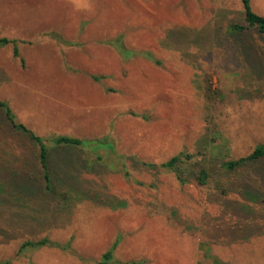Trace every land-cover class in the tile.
I'll use <instances>...</instances> for the list:
<instances>
[{
    "label": "rangeland",
    "instance_id": "rangeland-1",
    "mask_svg": "<svg viewBox=\"0 0 264 264\" xmlns=\"http://www.w3.org/2000/svg\"><path fill=\"white\" fill-rule=\"evenodd\" d=\"M242 22L241 0H0V37L19 50L0 47V101L44 138L115 147L103 162L53 153L50 195L0 108V264H99L116 239L111 264H264V160L220 165L264 143V37L229 41ZM118 36L160 64L122 58ZM182 151L180 183L158 164Z\"/></svg>",
    "mask_w": 264,
    "mask_h": 264
},
{
    "label": "trees",
    "instance_id": "trees-1",
    "mask_svg": "<svg viewBox=\"0 0 264 264\" xmlns=\"http://www.w3.org/2000/svg\"><path fill=\"white\" fill-rule=\"evenodd\" d=\"M242 11L244 15V22L242 23H231L228 27L227 34L229 35L228 40L233 41L238 36H242L243 34L251 31H255L257 35L264 37V16L254 12L250 6V0H241ZM110 40V44L114 45L118 53L122 58H128L132 56H141L153 61L155 64H160V61L153 58L152 54L148 51H140L137 52L132 49H128L123 47L120 43L121 40L119 38ZM7 45L12 46V54L13 57H19V50L16 43V40L9 39L8 37H0V47H4ZM22 61V60H21ZM95 80L98 78L95 76ZM205 95L208 97H216L219 94L218 90H215L211 86H207L204 91ZM0 108L3 110L2 115L7 120V124L12 129L15 134H23L29 140L35 171L39 174V177L36 178L32 172V177L34 181L37 180V184L40 185L38 179H41V186L47 189L48 194L54 195L55 192L50 193L53 189V183L57 181L58 172L55 170L54 164L55 159L52 158L53 153H71L74 151L88 152L92 155L95 160L103 162L102 155L99 154L100 150L105 151L104 153H115L114 142L108 137H100V138H91V139H82L79 137L65 135V134H56L44 138L40 135H37L32 130H30L25 124L18 121L15 113L9 107V105L5 101H0ZM123 158V156H120ZM191 154L187 152H179L178 154L170 157L168 160L158 164L160 168L172 171L177 180L180 183L185 182V178L183 177L182 172V164L189 163L191 161ZM264 160V143L255 144L252 150L245 156H241L235 159L224 160L220 163L221 168L226 172H230L235 170L236 168L246 165L252 164L257 161ZM24 164H22L23 166ZM27 165V164H26ZM151 166H155V164H148ZM25 167V166H24ZM34 171V173H35ZM124 175L125 177H129V173L124 167ZM209 170L205 168H200L195 173L194 178L199 184H205L209 177ZM62 179V177H61ZM60 180V179H59ZM61 182V180H60ZM35 183V182H34ZM61 184V183H60ZM116 239L114 243L107 249L100 257L99 264H111V260L114 259V250L117 244ZM47 242V239L44 238L42 240H38L35 242L32 241H24L20 246L19 250H23L28 246H41Z\"/></svg>",
    "mask_w": 264,
    "mask_h": 264
}]
</instances>
